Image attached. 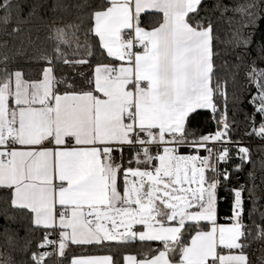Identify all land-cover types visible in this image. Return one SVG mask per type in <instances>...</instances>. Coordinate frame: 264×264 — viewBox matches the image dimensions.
Instances as JSON below:
<instances>
[{
	"label": "snow or ice",
	"instance_id": "6c2138e0",
	"mask_svg": "<svg viewBox=\"0 0 264 264\" xmlns=\"http://www.w3.org/2000/svg\"><path fill=\"white\" fill-rule=\"evenodd\" d=\"M81 7L91 9L90 54L98 48L103 57L95 66L79 55L89 45L79 42L76 25L75 51L65 50L72 49L65 30H53L54 52L41 57L38 77L9 71L7 59L0 69V199L42 232L39 251L14 233L13 247L26 259L3 264H49L54 256L55 264H117L112 255L70 257V249L137 240L149 242L146 258L125 255L124 264H251L245 249L249 238H264V213L253 237L243 217L257 210L254 189H247L246 209L245 185H232L250 150L235 138L211 18L201 15L213 9L203 0H99ZM221 7L228 10L214 6ZM236 10L243 29L264 22V0ZM149 14L156 15L146 28ZM22 17L19 0H0L4 24ZM251 39L249 32L237 46L247 53ZM58 64L90 71L77 83L57 78ZM234 66L233 83L243 80L233 106L247 101L253 108L244 112L242 136L264 140V68L240 55ZM201 118L215 131L193 127ZM229 197L231 214L219 223ZM0 214L15 222L7 208ZM10 231L5 227L6 242Z\"/></svg>",
	"mask_w": 264,
	"mask_h": 264
},
{
	"label": "trees",
	"instance_id": "16d2710c",
	"mask_svg": "<svg viewBox=\"0 0 264 264\" xmlns=\"http://www.w3.org/2000/svg\"><path fill=\"white\" fill-rule=\"evenodd\" d=\"M99 0H19L23 6V17L20 21L13 18L9 24H4L0 20V69L4 67V61L7 59V67L9 71L21 70L24 73L25 79H34L39 76L44 61L41 57L53 55L56 45L55 28L65 30L72 43V49L66 51H75L76 39L72 37V33L76 31L75 26L81 25L77 32L79 42L82 45H89L88 48L82 47L79 50V55L85 59H90L92 66L101 61L103 57L100 55L98 48L94 49L95 54L91 55V37L87 36V18L91 13V9L81 7L91 3H98ZM250 0H203L206 8L213 9L208 12H202L201 15H207L211 18L213 26L214 47L220 53L219 57L215 59L216 73L222 80H227L228 93V117L232 120L235 116L236 124L234 129H238L236 137L242 142L252 140V137L242 136L245 129V115L247 111L251 113L253 110L248 105L247 101L241 107L233 106V96L240 93L241 82L243 76H238L237 82L233 83V74L236 72L235 63L237 56H244L245 64L255 63L257 68H264V50L261 45L264 44V22H261L257 29H243L242 28V13L237 11L240 6L246 5ZM220 4L226 6L228 10L221 7L219 10L214 8L215 5ZM29 12L33 15L29 16ZM155 15H145L143 24L147 26L154 22ZM147 18H150L148 22ZM72 26V27H69ZM13 29H18L14 31ZM252 34L250 47L245 53L242 46H237L238 38ZM89 66L82 67L80 72L74 68L64 67L62 64L56 65L57 78L62 76L67 77L69 81L75 78L77 83H81L82 74H88ZM243 72V67L241 68ZM215 83V81H213ZM193 127H198L204 132L214 131L215 125L204 121L201 118L199 124L193 122ZM127 157V154H125ZM250 162L244 165V170L238 174L239 179L233 176L232 185H245V207L251 209L252 203L248 199V188L254 189V195L257 198V210L253 213L252 219L248 218L246 212L243 217V222L248 226L247 230H251L253 237L256 236L257 228L253 224L259 225L262 223L261 213H264V147L252 146L250 148ZM127 163V160L125 161ZM251 173V178L249 177ZM2 194V193H0ZM220 196L226 197L228 193L224 190L220 191ZM230 197L227 203H221L219 221L225 217V213L230 215ZM7 208L9 215L15 216V222L5 221L2 214H0V264L4 260L11 257L17 261L26 259L21 252L16 250L13 245L16 243L14 233L19 232L20 237L28 236L32 241L33 251H39L36 247L37 243L42 240V232L32 230L31 224L22 219L19 214L11 209L9 205L0 199V213ZM9 228L8 233L12 236L11 242H6L4 238V229ZM154 249L158 247V242H150ZM249 247L245 249L251 264H264V238H249ZM149 252V242L141 243L136 241L127 245H108L102 246H73L70 249L71 255L76 256H95V255H112L117 264H122L123 257L127 254L135 256L137 259L146 258ZM49 264H54V259L49 261Z\"/></svg>",
	"mask_w": 264,
	"mask_h": 264
},
{
	"label": "built area",
	"instance_id": "2783aa9c",
	"mask_svg": "<svg viewBox=\"0 0 264 264\" xmlns=\"http://www.w3.org/2000/svg\"><path fill=\"white\" fill-rule=\"evenodd\" d=\"M253 91H255V90L253 89ZM250 108L253 110V108L251 106H250ZM214 131H215V129H214ZM242 143H243L244 146L248 147L249 150H250V148L252 146H262V147H264V140H262V139H260L258 137H255V136H252V140L245 141V142H242ZM182 154H189V151L188 150H182ZM222 220H226V218H222ZM53 259H54V264H55L56 260H58L59 257H55L54 256Z\"/></svg>",
	"mask_w": 264,
	"mask_h": 264
},
{
	"label": "crops",
	"instance_id": "0c3cea01",
	"mask_svg": "<svg viewBox=\"0 0 264 264\" xmlns=\"http://www.w3.org/2000/svg\"><path fill=\"white\" fill-rule=\"evenodd\" d=\"M149 15H156V14H149ZM147 20H148V22L150 21V18H147ZM143 26L144 27H148L146 24H143ZM219 223H226V222H220V221H218ZM138 241V240H137ZM140 242V241H139ZM127 255H129V254H127ZM95 256H105V255H95ZM80 257H88V256H80ZM122 264H124V261L122 260Z\"/></svg>",
	"mask_w": 264,
	"mask_h": 264
}]
</instances>
